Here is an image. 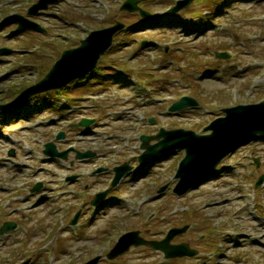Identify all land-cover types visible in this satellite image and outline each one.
<instances>
[{
  "label": "rangeland",
  "instance_id": "obj_1",
  "mask_svg": "<svg viewBox=\"0 0 264 264\" xmlns=\"http://www.w3.org/2000/svg\"><path fill=\"white\" fill-rule=\"evenodd\" d=\"M37 1L0 0V48L10 50L0 54V105L43 78L63 50L77 48L91 31L114 21L126 27L99 59L94 78L0 112V227L17 224L0 235V264H83L97 256L98 264H264V188L253 189L251 181L264 172V143L227 157L216 178L181 197L172 189L184 151L146 168L130 162L132 170L98 206L90 205L110 187L113 168L144 151L141 135L160 129L205 134L223 108L264 101V0H191L174 14L168 11L183 0H144L148 21L120 11L125 0H56L26 16ZM15 14L45 33L18 32L16 24L2 22ZM218 52L229 58L217 59ZM181 97L197 105L170 112ZM83 118L93 123L75 127ZM60 132L64 139L56 141ZM48 142L68 149L67 158L46 156ZM87 151L96 156L75 159ZM254 157L262 163L258 172ZM71 176L73 183L66 181ZM35 184L40 188L32 192ZM185 225L171 243H187L197 251L193 257L165 259L139 246L105 258L126 232L158 241Z\"/></svg>",
  "mask_w": 264,
  "mask_h": 264
},
{
  "label": "water",
  "instance_id": "obj_2",
  "mask_svg": "<svg viewBox=\"0 0 264 264\" xmlns=\"http://www.w3.org/2000/svg\"><path fill=\"white\" fill-rule=\"evenodd\" d=\"M56 0H40L33 5L27 15H35L38 10L46 8L49 4ZM143 0H126L120 7L121 11L138 12L143 19H151V15L138 7V3ZM191 0L178 1L176 6L168 11L175 13L189 4ZM3 22L18 23V31L33 30L44 32L37 24L26 20L25 18L14 15L6 18ZM124 25L120 22L109 28L91 32L85 39L81 41V45L75 49L64 51L60 58L54 63L43 79L36 84L24 89L14 101L0 105V110L9 107H19L27 102L32 96L49 90L60 89L71 81L87 74L96 66L100 55L104 53L112 43V38L116 32L123 29ZM7 50L0 49V54L6 53ZM217 57L226 58V55L217 54ZM197 103L189 97H182L178 102L169 107L170 112H177L183 109L194 107ZM224 117H220L212 121L204 131H211L210 134L197 135L193 131L184 129L165 130L160 129L155 136H141V149L145 151L136 159L140 166H146L152 161L161 159L165 154L172 150H184L185 155L178 164L175 172V179L178 180L173 192L177 196H182L188 191L194 190L202 185L205 181L215 176L217 165L227 155L232 154L236 149L245 146L251 142H264V102L257 104L238 105L222 110ZM92 120H81L77 126L88 127L92 124ZM63 139V133H59L56 140ZM156 140L157 142L150 145L149 142ZM68 151L57 152L56 147L52 143L45 144L43 153L50 157H58L65 159ZM95 154L91 152L76 153V159H86L93 157ZM10 156H14L10 151ZM134 160V159H133ZM257 163V161H256ZM131 170L128 163L114 168V178L111 187L118 184L119 180ZM98 171H101L99 169ZM72 180V178H69ZM264 180L261 176L256 182L258 187ZM40 188L36 184L32 191ZM162 187L159 192L163 191ZM109 192V189L96 194L91 201L92 205H98ZM78 218L75 215L71 224H74ZM15 224L6 223L0 229V234L12 230ZM188 229L184 226L179 229H171L162 241H146L139 237L137 231L128 232L122 235L113 248L106 255L107 259L113 260L117 256L127 252L131 246H149L155 250H160L166 258L192 257L196 255V251L189 248L188 244L181 243L178 245H170L173 237L183 234ZM99 256L87 261L84 264H98ZM27 264V261L22 263Z\"/></svg>",
  "mask_w": 264,
  "mask_h": 264
},
{
  "label": "flooded vegetation",
  "instance_id": "obj_3",
  "mask_svg": "<svg viewBox=\"0 0 264 264\" xmlns=\"http://www.w3.org/2000/svg\"><path fill=\"white\" fill-rule=\"evenodd\" d=\"M77 180V178L74 179V181Z\"/></svg>",
  "mask_w": 264,
  "mask_h": 264
}]
</instances>
